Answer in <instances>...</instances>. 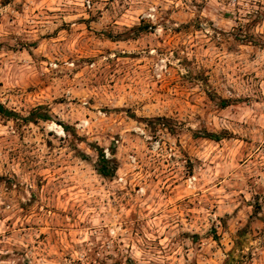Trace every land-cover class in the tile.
<instances>
[{
  "label": "rangeland",
  "instance_id": "obj_1",
  "mask_svg": "<svg viewBox=\"0 0 264 264\" xmlns=\"http://www.w3.org/2000/svg\"><path fill=\"white\" fill-rule=\"evenodd\" d=\"M0 105V264H264V0H0Z\"/></svg>",
  "mask_w": 264,
  "mask_h": 264
},
{
  "label": "trees",
  "instance_id": "obj_2",
  "mask_svg": "<svg viewBox=\"0 0 264 264\" xmlns=\"http://www.w3.org/2000/svg\"><path fill=\"white\" fill-rule=\"evenodd\" d=\"M0 115L2 116H11L12 113L6 109H4L1 105H0ZM108 164H107V161L104 159V157H100V160H99V166H98V171L103 174V175H108L110 174V171L108 169Z\"/></svg>",
  "mask_w": 264,
  "mask_h": 264
}]
</instances>
